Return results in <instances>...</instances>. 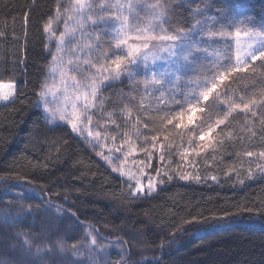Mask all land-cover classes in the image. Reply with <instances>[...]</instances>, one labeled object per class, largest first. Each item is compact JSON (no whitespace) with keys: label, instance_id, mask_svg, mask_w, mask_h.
Listing matches in <instances>:
<instances>
[{"label":"trees","instance_id":"trees-1","mask_svg":"<svg viewBox=\"0 0 264 264\" xmlns=\"http://www.w3.org/2000/svg\"><path fill=\"white\" fill-rule=\"evenodd\" d=\"M138 3L131 24L150 22L154 32L137 42L158 49L157 37L194 31L200 40L186 39L196 55L174 89L126 75L102 91L105 133L161 146L152 161L161 186L134 197L39 106L52 59L46 26L60 0H0V83L15 85L0 105V264H31L27 253L44 249L37 242L51 227L71 230V243L85 228L123 245L122 264H264V176L248 180L255 156L264 158V53L238 67L233 46L240 34L264 37V0ZM99 40L111 64L118 52L107 32ZM136 244L145 245L141 259L130 257ZM47 257L40 263L58 264Z\"/></svg>","mask_w":264,"mask_h":264},{"label":"rangeland","instance_id":"rangeland-1","mask_svg":"<svg viewBox=\"0 0 264 264\" xmlns=\"http://www.w3.org/2000/svg\"><path fill=\"white\" fill-rule=\"evenodd\" d=\"M138 1L141 0H60L56 16L46 26L52 59L39 99L46 119L68 126L126 181L134 197L152 195L161 186L163 171H152L154 155L161 151V146L105 133L97 118L104 105L102 91L126 75L144 77L148 87L174 89L179 75L189 69L187 61L196 55L191 50L193 44H186V39L200 40L194 31L179 39L157 37L158 49L137 42L141 35L154 32L150 22L139 20L131 24V17H135L131 14L139 6ZM106 32L118 52L111 64H106V51L99 44V37L106 38ZM233 46L234 61L242 67L264 53V37L240 34ZM14 96V84L0 83V105L9 104ZM187 116L190 119L191 112ZM185 167L181 176L191 179L193 168ZM249 171L248 180L264 176V158L255 156ZM57 214L52 210L49 217H59ZM65 228H56L58 233L55 227L45 231L43 240L37 242L44 249L27 253L31 264H41L50 253L46 260L58 264H122L128 255L123 245L99 240L93 231L85 228H81V240L71 243L77 238ZM18 245L27 249L25 242ZM144 249L143 244L133 245L129 249L130 257L141 259Z\"/></svg>","mask_w":264,"mask_h":264},{"label":"water","instance_id":"water-1","mask_svg":"<svg viewBox=\"0 0 264 264\" xmlns=\"http://www.w3.org/2000/svg\"><path fill=\"white\" fill-rule=\"evenodd\" d=\"M97 235L100 237L99 233L97 232Z\"/></svg>","mask_w":264,"mask_h":264}]
</instances>
